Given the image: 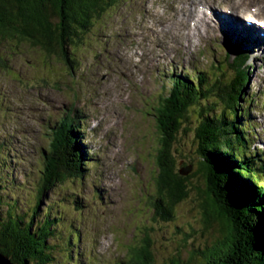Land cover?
Instances as JSON below:
<instances>
[{"label":"rangeland","instance_id":"1","mask_svg":"<svg viewBox=\"0 0 264 264\" xmlns=\"http://www.w3.org/2000/svg\"><path fill=\"white\" fill-rule=\"evenodd\" d=\"M195 1L120 0L96 21L82 43L70 50V64L54 55L45 56L38 48L0 43V142L8 139L9 153L23 160V166L15 164L12 172L19 180L24 179V173L37 177L43 152L40 148L47 147L54 122H59L63 113L72 114V120L78 121L80 128L72 127L80 129L78 144L91 153L85 160L91 165L86 166L82 185L66 181L68 184L53 189L64 199L60 211L80 233L78 251L83 256L77 264H115L133 256V249L149 253L154 262L173 255L185 261L197 247H210L219 235L213 222L201 234L202 216L193 191L173 207L175 219L167 223L155 217L153 205L161 136L154 110L157 98L169 89L167 76L174 70L194 73L210 65L204 59V54H209L207 48L202 55L195 54L194 60L192 57L203 39L197 17H189V4ZM232 3L236 6H230L228 14L214 13L213 18H224L237 26L239 21L233 14L239 15V2ZM206 4L214 8L210 0ZM259 4L263 8L260 13L255 11L257 6L253 9L258 13L256 24L264 23V4ZM200 11L195 3L191 12L199 15ZM206 21L212 26L215 23V19ZM161 22L174 32L163 33ZM222 28L229 30L225 25ZM218 30H214V39L221 46L225 43L221 40L228 39ZM243 31L238 26L233 38ZM245 37L257 47L255 38ZM148 51L147 60L144 54ZM230 54L235 55L233 51ZM247 62L253 69L247 90L253 92L255 101L249 110L258 125L252 141L264 148V120L259 121V108H264V56L260 61L248 58ZM190 145L181 147V154ZM175 154H171L174 169L180 171L182 162ZM195 158L185 160L193 163ZM199 177L195 173L191 178L195 186ZM69 187L74 192L70 193ZM190 228L194 229L191 235Z\"/></svg>","mask_w":264,"mask_h":264},{"label":"trees","instance_id":"2","mask_svg":"<svg viewBox=\"0 0 264 264\" xmlns=\"http://www.w3.org/2000/svg\"><path fill=\"white\" fill-rule=\"evenodd\" d=\"M119 1L0 0V43L38 48L45 56L54 55L70 64V50L80 45L96 21ZM220 58L221 70V63L231 65L227 84L221 82L224 85L220 86L218 78L210 79L205 71L170 74L169 89L157 98L154 110L161 139L153 205L155 217L167 223L175 219L173 207L193 191L203 234L214 218L221 222L217 209H222L219 199L224 198L235 216L236 233H222L210 247H197L185 261L173 255L154 262L149 253L133 249V256L115 264H264V156H260L264 149L253 145L254 130L253 135L249 133L255 126L248 108L253 101V93L247 90L250 65L242 55L231 60L228 55ZM174 115L196 117L199 122L196 141L185 147L188 150L180 158L199 156L210 166L219 192L209 187L203 204L195 179L191 180L195 172L182 175L174 169L171 151L181 153L184 147L176 133ZM72 118L63 113L61 120L54 122L47 147L40 148L42 160L35 178L24 173V179H18L13 166H23V160L9 153L8 139L0 142V251L15 264H77L83 256L78 251L80 233L60 211L64 199L53 192L68 181L82 185L86 166L91 165L85 161L91 153L78 144L80 129L72 127L79 124ZM190 163L184 160L182 167ZM67 190L72 193L75 189ZM190 229L191 235L194 229Z\"/></svg>","mask_w":264,"mask_h":264},{"label":"bare ground","instance_id":"3","mask_svg":"<svg viewBox=\"0 0 264 264\" xmlns=\"http://www.w3.org/2000/svg\"><path fill=\"white\" fill-rule=\"evenodd\" d=\"M212 1H213V3L215 5H217L218 8H216V9H210L208 6H206V3L205 2H202V0H198V1L192 2V4H189L190 5V7H189V14H190V16L189 17H191V16L193 17L195 15L193 12H191V9H192V6L196 2L199 3V4L201 3V6L204 9V10L201 9V11H200V13L198 15V16L203 17V20L202 21H199L200 19H198V21H199L198 24L200 23V25L202 26V29L199 31V35L201 34L203 36V38L209 39V38H211L212 32L214 30H218L219 28H221V29L218 30V33L220 35L224 34V35H226V38L228 39V41H230L232 43H237L238 44V41H235L236 39L233 38V35H234L235 29L238 26L239 27L242 26V28L245 31L240 32L241 34H238V35H248V36H252L253 38H255L259 42L258 45H257V47L252 46V42H249V44L246 43V47L245 48H249L250 49V52H249L248 55L246 54L245 50H238L235 53V55L232 56L228 51H224L225 50V47L229 46V44L224 43V44L221 45L222 46V52L225 55L232 56V57H234V56L235 57L236 56L239 57V56L242 55L243 58H244V60H245V62L247 61L248 58L249 59L252 58L253 61L255 59H258L260 61L262 59V57L264 56V30L260 29L259 27H257L256 25H254L252 23L254 21V18L256 17V14L253 13V11L251 10V8L253 6H255L256 4H259V3L264 4V0H260V1H258V0H238V2H239L238 7L240 9V11L238 12L239 15L232 13L233 15L236 16V19L239 21V23H237V26H235L233 24V22L227 21L224 18H218V17L213 18V14L214 13H218L219 12V13H223V14H228L227 12L230 10V6H236V5H234L232 3V1H234V0H212ZM241 6H243V8ZM208 19H215V23L213 24V26L210 24V22H207L206 21ZM244 19H248L249 22L248 21H245ZM179 20H181V19H179ZM166 24L167 23H162L163 33H165V32H167V33L170 32L169 34L173 33L174 30L172 29V27H169L168 25L165 27ZM222 25L227 26V28L229 30H227L226 28H222ZM236 31H238V30H236ZM216 38H217V36H216ZM244 40H245V42H248L249 41L246 37H245ZM221 41L223 42L224 40H221ZM155 45H158V44H155ZM192 47H195V46H192ZM167 48L168 49H171V51H174V48H173V50H172V48H169V47H167ZM231 48H235L236 49V46H233V47L229 46L228 47V49H231ZM159 49H157V50H159ZM246 50L248 51V49H246ZM239 52H240V54H239ZM144 56H145V58L147 60L150 59V51L146 52V54H144ZM181 63L183 64V61ZM251 70H253L252 67H250L248 69V73L249 74H250V71ZM167 78L169 80V75L167 76ZM248 81H250L249 78H248ZM74 112H75L74 114L77 115V110L76 109L74 110ZM259 112L262 113L261 116H260V118H259V121L260 120H264V108H259ZM255 119H256V116H255ZM257 126L254 127L253 130H255V128H257ZM259 149H262V148H259Z\"/></svg>","mask_w":264,"mask_h":264},{"label":"water","instance_id":"4","mask_svg":"<svg viewBox=\"0 0 264 264\" xmlns=\"http://www.w3.org/2000/svg\"><path fill=\"white\" fill-rule=\"evenodd\" d=\"M220 60H216L213 57H211L210 59V65H209V70H210V74H211V79H216L218 78V82L219 84H221L220 86L227 84L228 81H230L229 79L231 78L232 75V69H231V65L229 63H221V65L223 66V69L225 70H221L220 69ZM221 71V72H220ZM223 71V74H221ZM228 75H225L227 74ZM219 73V76L217 75ZM218 76V77H217ZM228 80V81H227ZM221 82H223L224 84H222ZM177 115H174V118L176 119L177 122V130L176 133L178 135V138L180 141H182V146H186L187 143H191V145L196 141V131L197 128L199 126V122H197L196 117L191 118V116L187 118H177ZM190 119H193V121H191ZM156 120H158V116L156 114ZM189 121L193 124H190ZM180 134L183 136V140L180 139ZM160 135V132H159ZM164 135V132H163ZM161 139V136H160ZM180 145V147H181ZM179 146V145H178ZM171 154H175L174 152L171 151ZM176 156H178L179 158L181 157V153H177L175 154ZM184 158H180L181 163V167L184 163ZM186 161V160H185ZM190 165L186 164L187 166H183L182 169L180 170V173H182V175H188L189 173H192L191 171L194 169V172L197 173V177L198 175L199 180H198V190L199 193L201 194L202 197V204L204 203V198L206 197L207 194V190L210 192V188L209 187H213L216 191L219 192V189L217 188V186L214 183L213 180V176L210 170V166H208L203 160H201V158H199V156H197L195 158V161L192 163V161H190ZM187 163V162H186ZM195 167V168H194ZM214 183V185H213ZM221 197V196H220ZM222 198V197H221ZM220 203L218 201V203L221 205L222 209H217L219 216H220V220L221 222H218L217 220H215L216 218L213 219V223H214V228L215 230H218L217 233H219L218 236H220L222 233H229L230 234H235L236 233V226L237 223L235 222V216L230 212L229 206L228 204L224 201V198L219 199ZM211 222V224H212ZM206 224V223H205ZM208 225V224H207ZM210 227L212 225H209ZM209 226L207 228H209ZM208 230V229H207ZM206 230V231H207ZM217 236V237H218ZM237 236V235H236ZM216 237H214L212 240H214ZM0 264H15L14 262L11 261V259L9 258L8 255L2 253L0 251Z\"/></svg>","mask_w":264,"mask_h":264}]
</instances>
